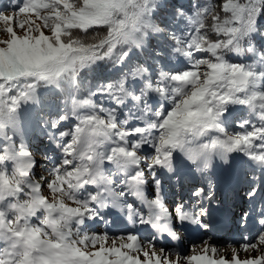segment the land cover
I'll return each instance as SVG.
<instances>
[{
  "label": "snow or ice",
  "instance_id": "obj_1",
  "mask_svg": "<svg viewBox=\"0 0 264 264\" xmlns=\"http://www.w3.org/2000/svg\"><path fill=\"white\" fill-rule=\"evenodd\" d=\"M0 25V264H264V0H9ZM220 227L244 242L181 250Z\"/></svg>",
  "mask_w": 264,
  "mask_h": 264
},
{
  "label": "rangeland",
  "instance_id": "obj_2",
  "mask_svg": "<svg viewBox=\"0 0 264 264\" xmlns=\"http://www.w3.org/2000/svg\"><path fill=\"white\" fill-rule=\"evenodd\" d=\"M11 3L14 4L15 3V0H11ZM5 5H9V0H0V8L4 7ZM7 14L11 15V11L13 10L11 6H9L7 9ZM3 26L0 25V28H2ZM3 37V32L0 31V38ZM237 131H239V129H236ZM31 137H32V140H31V144H30V148L31 150L36 154V159L37 160H40V161H43L44 160V157L42 155L43 151L45 150V146H46V142L44 144L41 143V137H39L38 135L34 134V133H30ZM37 172H40V173H44V168L42 166H38L37 168ZM46 174V173H45ZM214 177L216 178V180L221 184L222 181L224 180H231L229 183H232V181L234 182L236 179H238V184L236 182V184L234 185H229L228 187L231 188V187H236L240 184L243 183V174L242 172L239 170V167H238V164H234L232 167H224L223 165H217L216 169H215V172H214ZM235 179V180H234ZM197 183V179L196 178H192L189 182L188 185H186V189L189 188L191 185ZM186 194V192H182L181 190L179 189H172L171 192H170V195H171V198L173 199H179L181 195H184ZM96 227L99 228L100 231H105L107 230L106 227L103 225V224H100V225H97ZM95 230V229H93ZM228 231V232H227ZM224 233H226V235H224ZM222 235H213L211 233H207V234H204L203 233V236L200 237L199 239H196L192 242H185L186 244L183 243V246L181 248V250L187 254H192L190 252V249L192 247V245L195 243L197 245H199L201 239H209L210 242L214 245H218V246H221L223 247L224 245L226 244H235V245H240L241 243L243 242H236V239L237 237L239 236V238L241 237L240 234L236 233L235 230H232V231H229L228 229L223 231V233H221ZM145 234L143 235L142 234V237H144ZM155 239V237L153 238ZM229 239V242L227 241ZM242 239V237H241ZM218 240H222L220 242H217ZM232 241V242H231ZM157 242V245L158 246H161V247H166L164 245H161L158 241ZM231 252V249H228L226 252H223L222 254L223 255H229Z\"/></svg>",
  "mask_w": 264,
  "mask_h": 264
},
{
  "label": "bare ground",
  "instance_id": "obj_3",
  "mask_svg": "<svg viewBox=\"0 0 264 264\" xmlns=\"http://www.w3.org/2000/svg\"><path fill=\"white\" fill-rule=\"evenodd\" d=\"M235 180V179H234ZM231 180H224V181H222V183H221V185L222 186H224V187H228L229 185H234V184H238V179H236L234 182H236V183H234L233 181H232V183H229ZM228 232V231H227ZM212 234H215V236H217V235H222L221 233H218V232H216V233H212ZM239 234V233H238ZM144 235V234H143ZM224 235H226V233H224ZM161 245H164V246H166V247H169V245H168V243H167V241H165V240H163V239H158L157 240ZM187 241V239H185L184 238V241H183V243L184 244H186L185 242ZM190 242H192V240L190 239L189 240ZM220 241H222V240H218L217 242H220ZM228 242H229V239L227 240ZM232 242V241H231ZM236 242H238V243H240V242H244L242 239H241V237L239 238V236L237 237V239H236V241H235V243ZM174 243V242H173ZM184 251V250H183Z\"/></svg>",
  "mask_w": 264,
  "mask_h": 264
},
{
  "label": "trees",
  "instance_id": "obj_4",
  "mask_svg": "<svg viewBox=\"0 0 264 264\" xmlns=\"http://www.w3.org/2000/svg\"><path fill=\"white\" fill-rule=\"evenodd\" d=\"M185 2H186V0H169V4H170V5H173V4H179V3H185ZM237 62H238V61H237ZM249 62H250V61H249ZM88 79H89V80H92L91 75H89ZM93 83H94V81H93Z\"/></svg>",
  "mask_w": 264,
  "mask_h": 264
}]
</instances>
